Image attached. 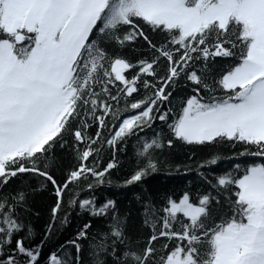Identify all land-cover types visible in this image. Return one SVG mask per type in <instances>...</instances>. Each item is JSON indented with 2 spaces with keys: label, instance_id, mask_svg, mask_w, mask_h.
Here are the masks:
<instances>
[{
  "label": "snow or ice",
  "instance_id": "snow-or-ice-1",
  "mask_svg": "<svg viewBox=\"0 0 264 264\" xmlns=\"http://www.w3.org/2000/svg\"><path fill=\"white\" fill-rule=\"evenodd\" d=\"M162 169L133 236L97 190ZM0 264H264V0H0Z\"/></svg>",
  "mask_w": 264,
  "mask_h": 264
},
{
  "label": "trees",
  "instance_id": "trees-1",
  "mask_svg": "<svg viewBox=\"0 0 264 264\" xmlns=\"http://www.w3.org/2000/svg\"><path fill=\"white\" fill-rule=\"evenodd\" d=\"M135 142L130 141L126 147L123 154H117V158L122 162L123 167L119 173H114L113 179L115 180L117 175L122 177L127 171L131 169L134 164ZM193 150L192 146L188 145H177L174 150V158L176 160H182L186 154ZM224 156L230 157L232 151L229 149H220ZM104 158H107V150H105ZM244 160H253L260 162L258 158L253 157H243ZM64 164L71 163L70 160L64 159L62 161ZM234 161L231 159L222 160L217 166H215L214 171H223L230 169L233 166ZM201 186V181L195 171L185 173L183 170L180 172H175L167 169H162L154 175L147 177L146 181L139 185H134L130 188H101L97 190L98 196H109L114 198L120 208L123 211L129 212V227L132 231L133 236H135V229L139 225L141 220L140 204L137 203L136 195H151L154 199H161L165 193H175L179 194L182 190H195L197 187ZM52 202V195L49 192H44L38 194L35 198V205L41 211V218L35 221L36 224L42 226L43 219L47 217L49 205ZM80 221L73 219L71 223L63 230L59 239H66L75 232L76 227Z\"/></svg>",
  "mask_w": 264,
  "mask_h": 264
}]
</instances>
